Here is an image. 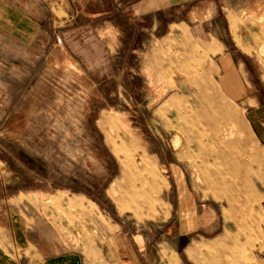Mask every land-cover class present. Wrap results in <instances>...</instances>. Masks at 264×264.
Segmentation results:
<instances>
[{
    "label": "rangeland",
    "instance_id": "rangeland-1",
    "mask_svg": "<svg viewBox=\"0 0 264 264\" xmlns=\"http://www.w3.org/2000/svg\"><path fill=\"white\" fill-rule=\"evenodd\" d=\"M106 1H82L81 60L51 58L36 100L0 117V199L18 194L57 249L96 264H254L264 256V0H193L133 28L111 0L110 18L85 24ZM221 43L245 63L229 73L242 85L225 91ZM247 88L257 103L239 100Z\"/></svg>",
    "mask_w": 264,
    "mask_h": 264
},
{
    "label": "crops",
    "instance_id": "crops-1",
    "mask_svg": "<svg viewBox=\"0 0 264 264\" xmlns=\"http://www.w3.org/2000/svg\"><path fill=\"white\" fill-rule=\"evenodd\" d=\"M82 1L0 0V117L14 114L22 102L36 100L39 86L47 82L42 76L44 64L49 67L51 58L65 57L68 52L81 60L77 48H83ZM192 1L121 0L120 3L125 9L127 27L133 28L130 21L134 18L140 21L147 15L155 21L160 19L163 9L173 10L176 14L178 8H184ZM105 3L104 12L89 10L85 24L88 22L91 26L102 13L110 18L114 2ZM202 3L215 2L203 0ZM220 46L222 51L217 58L219 86L225 91L228 82L236 85L241 81L242 85L243 80L236 76L230 79L229 73H241L245 63L236 60V50L226 48L224 43ZM248 91L249 95L242 93L239 100L257 103V94L250 93L251 88H247ZM260 127L255 128L259 134L264 132ZM1 193L0 187V196ZM17 198L15 193L7 202L0 199V264H96L79 250L57 249L44 221L35 214L33 207L20 203ZM254 264H264V256Z\"/></svg>",
    "mask_w": 264,
    "mask_h": 264
}]
</instances>
